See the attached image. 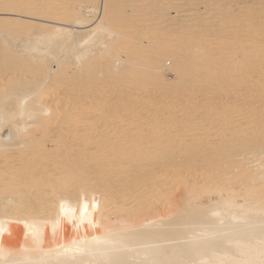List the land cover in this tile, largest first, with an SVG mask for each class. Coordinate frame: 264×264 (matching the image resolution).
Segmentation results:
<instances>
[{
  "label": "bare ground",
  "instance_id": "bare-ground-1",
  "mask_svg": "<svg viewBox=\"0 0 264 264\" xmlns=\"http://www.w3.org/2000/svg\"><path fill=\"white\" fill-rule=\"evenodd\" d=\"M222 1L0 0V264H264V9Z\"/></svg>",
  "mask_w": 264,
  "mask_h": 264
},
{
  "label": "rangeland",
  "instance_id": "rangeland-1",
  "mask_svg": "<svg viewBox=\"0 0 264 264\" xmlns=\"http://www.w3.org/2000/svg\"><path fill=\"white\" fill-rule=\"evenodd\" d=\"M135 1L136 0H112V4L115 5L116 8L119 6V8H120L119 10H124V11L127 10L126 13L123 11V12L117 14V17L119 18L118 23H119V26L121 28L127 27L129 24V22L127 20H124L122 18L123 15H125V14L130 15L131 10L136 5H138V6L144 5L147 7L148 6L147 2H149V0H141L140 2L139 1L135 2ZM216 1H218V0H171L172 4L168 6L167 10H168V13L170 14V16H173V17L177 16L178 12H180L179 15L177 16V19H175V21L173 23L174 27L180 28L183 25L182 23H180V21H184V20L189 21V19H190L189 17L193 14V10H200L201 12L205 13L206 10H211V8H213L215 6L214 3H216ZM242 1H244V2L248 1L249 3H247V4L243 3V5H241L242 3L241 4L239 3V4L235 5L236 3H232L229 0V4L230 3L233 4L232 5L233 10H234V7H235V10H263L264 9V6L263 7H252L251 2H253V0L252 1L242 0ZM224 2H227V1L224 0ZM72 5L76 6L77 3L73 2ZM258 8H260V9H258ZM1 9H2V7H0V10ZM147 9L150 10V7H147ZM7 16L13 17L15 15L10 14ZM136 16H138V14H136ZM23 18L26 21H32L33 20L32 18H29V17H23ZM158 18L159 17L156 14H151L148 17V20L141 21V24H144L146 26L151 27L152 30H150V31H151V33H154L155 31L161 29L164 26V24H161L162 20H159ZM38 21L41 23H46V21L44 19H39ZM49 24H52V23H49ZM137 24H136V26L128 28V31L137 32L138 31ZM148 38H149V36L147 34V36H144L142 38L143 40L141 39V41H143V43L147 44ZM167 67H168V69L166 71L167 78L169 80L176 78L175 73H173V71H171V65L170 66L168 65Z\"/></svg>",
  "mask_w": 264,
  "mask_h": 264
}]
</instances>
